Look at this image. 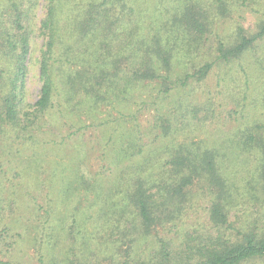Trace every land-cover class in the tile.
<instances>
[{
  "label": "trees",
  "instance_id": "obj_1",
  "mask_svg": "<svg viewBox=\"0 0 264 264\" xmlns=\"http://www.w3.org/2000/svg\"><path fill=\"white\" fill-rule=\"evenodd\" d=\"M37 1L0 0V149L43 146L40 135L56 124L81 129L89 120L109 131L93 181L73 172L70 200L84 185L94 192L95 214L81 211L83 229L73 211L69 224L61 220V233L58 224L51 227V203L68 196L70 174L43 169L32 153L45 175L36 190L44 210L35 227L37 264L263 258L264 86L253 94L243 62L264 71V18L253 31L235 20L221 35L220 19L238 13L242 0H45L41 86L30 102ZM212 73L221 98L197 92ZM228 96L230 108L222 100ZM223 112L233 113V122ZM142 114L150 116L145 124ZM220 122H229L228 129L207 135ZM1 195L0 221L14 202ZM195 206L203 208L200 216ZM11 229L5 225L0 233ZM62 234L68 244L55 252ZM8 245L0 242V253Z\"/></svg>",
  "mask_w": 264,
  "mask_h": 264
},
{
  "label": "rangeland",
  "instance_id": "obj_2",
  "mask_svg": "<svg viewBox=\"0 0 264 264\" xmlns=\"http://www.w3.org/2000/svg\"><path fill=\"white\" fill-rule=\"evenodd\" d=\"M246 1H248L247 5L249 7H245L244 4ZM44 7L45 0H38L35 10L36 18L32 19L34 37L31 42L28 61L29 73L27 77L28 100L30 102H34L37 99L41 86L39 79V59L44 38L39 25L45 12ZM238 8V13L233 14L231 17L226 16L220 19L221 25L219 26V31L221 35H225L231 31L235 25V20L240 21L246 29L253 31L255 30L257 20L264 18V0H242L239 1ZM262 48L260 51H263ZM243 67L247 69L248 86L252 89L253 94H255L264 86V71L248 68L246 61L243 62ZM219 89L215 74L212 73L198 86L197 92L204 96V98L210 94L213 97L221 98L222 94H216ZM222 100L227 103L226 108L232 107L230 105L231 102H229V96ZM52 117L56 120V115ZM221 117L233 122V113L232 118L226 112H223ZM261 118L264 119V114L261 115ZM72 119H75V117ZM145 119L149 120L150 116L148 114H142L140 118L141 123L145 124ZM63 120L65 121V118ZM214 122L213 120V124ZM218 125L220 129L217 130H213L212 126H210L211 128H208L207 135H221L228 129L229 122H220ZM108 135L109 131L105 132L101 126L97 125V122L92 124L89 120L83 123L81 129H78V126L56 124L51 130L40 135L39 140L44 143L43 146L38 145L40 147H36L34 150L21 149L19 145H14L9 149H0V193L3 194L1 196H9L14 200L12 210L4 212L1 216L2 220L0 221V232L5 225L12 228L7 233H0V242L4 244V241H6L9 244L4 254L0 253L2 263L37 264L35 227L43 222L44 210L40 207L43 203L42 199L36 193V190L40 180L45 178L44 174H39L41 167L36 162L38 159L45 165L43 169L55 166L56 170L60 173L70 174L67 182V185L70 187L68 196L64 198L63 202L60 201L57 203L54 200L51 203L53 213L50 215L49 220L52 221L53 218L55 219L51 227H53L54 223L59 225V230L56 233H61V220H64L65 224L70 223L72 211L75 214L78 226H82L83 224V219L80 216L82 214L81 211H85L88 208L92 215L95 214L94 211L96 209L94 207L89 208L94 197V192L90 188L92 185H84L78 188L75 197L70 200L72 192L76 187V183L73 181V172L79 170L84 181H93L94 173L101 170L100 165L103 163L100 160V156H102L101 146L105 140L104 138ZM199 136L203 137L205 135L200 134ZM33 152H36L38 155L36 161L31 158ZM4 171L7 172V176L4 174ZM12 171L14 173L15 171H20V174L13 177ZM85 186L88 189L90 188L86 195H84ZM10 192H12V196H10ZM35 198L36 202H34ZM202 213L203 208L201 206L194 207V216H200ZM81 228L83 229V226ZM65 235L62 234V236L55 237L53 242L55 252H61L67 246L68 240ZM243 264H264V257Z\"/></svg>",
  "mask_w": 264,
  "mask_h": 264
}]
</instances>
